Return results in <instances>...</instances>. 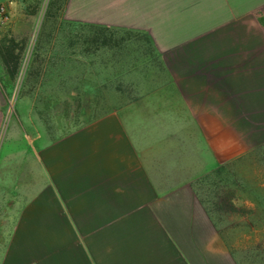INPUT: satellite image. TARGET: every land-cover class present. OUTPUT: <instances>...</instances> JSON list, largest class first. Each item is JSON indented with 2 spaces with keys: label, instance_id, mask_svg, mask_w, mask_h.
<instances>
[{
  "label": "crops",
  "instance_id": "crops-1",
  "mask_svg": "<svg viewBox=\"0 0 264 264\" xmlns=\"http://www.w3.org/2000/svg\"><path fill=\"white\" fill-rule=\"evenodd\" d=\"M65 12L69 26L145 35L169 80L58 143L73 167L29 179L26 252L0 264H264V0ZM113 50L85 57L83 75H111ZM7 77L0 47V133Z\"/></svg>",
  "mask_w": 264,
  "mask_h": 264
},
{
  "label": "rangeland",
  "instance_id": "rangeland-1",
  "mask_svg": "<svg viewBox=\"0 0 264 264\" xmlns=\"http://www.w3.org/2000/svg\"><path fill=\"white\" fill-rule=\"evenodd\" d=\"M16 1L9 18L0 17L5 69L14 71L18 63L13 78L6 70L11 89L5 93L0 133V259L4 260L26 252L29 179L42 180L44 174L57 178L59 163L73 167V155L59 161L58 143L137 99L142 90L167 82L170 67V62L156 57L143 34L64 24L67 0ZM107 46L114 48L109 54L115 60L111 75H83L85 57L96 56ZM258 222L259 246L264 250V220Z\"/></svg>",
  "mask_w": 264,
  "mask_h": 264
},
{
  "label": "built area",
  "instance_id": "built-area-1",
  "mask_svg": "<svg viewBox=\"0 0 264 264\" xmlns=\"http://www.w3.org/2000/svg\"><path fill=\"white\" fill-rule=\"evenodd\" d=\"M0 17L9 18V9L6 4H0Z\"/></svg>",
  "mask_w": 264,
  "mask_h": 264
},
{
  "label": "trees",
  "instance_id": "trees-1",
  "mask_svg": "<svg viewBox=\"0 0 264 264\" xmlns=\"http://www.w3.org/2000/svg\"><path fill=\"white\" fill-rule=\"evenodd\" d=\"M3 58H4V56H3ZM17 66H18V63H17ZM17 66H16V68H15L14 71L9 70V68H7V66H6V70H7V72H8V75H9L11 78H13V77L16 75V72H17V71H16Z\"/></svg>",
  "mask_w": 264,
  "mask_h": 264
}]
</instances>
